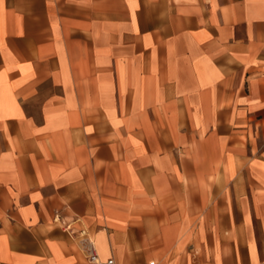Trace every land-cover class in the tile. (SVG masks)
<instances>
[{"label": "crops", "instance_id": "0c3cea01", "mask_svg": "<svg viewBox=\"0 0 264 264\" xmlns=\"http://www.w3.org/2000/svg\"><path fill=\"white\" fill-rule=\"evenodd\" d=\"M81 231L264 264V0H0V264H91Z\"/></svg>", "mask_w": 264, "mask_h": 264}, {"label": "built area", "instance_id": "2783aa9c", "mask_svg": "<svg viewBox=\"0 0 264 264\" xmlns=\"http://www.w3.org/2000/svg\"><path fill=\"white\" fill-rule=\"evenodd\" d=\"M72 235H74L73 232H72ZM79 235L81 237L79 240V244H80L82 251L84 252L86 256V259L91 264H98L99 260H98V256L96 254L95 246H94L92 239L87 237L84 231H81ZM106 264H114V263H113V260L110 259L106 262Z\"/></svg>", "mask_w": 264, "mask_h": 264}]
</instances>
